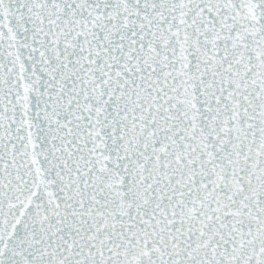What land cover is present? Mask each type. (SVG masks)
<instances>
[{"label":"snow or ice","instance_id":"1","mask_svg":"<svg viewBox=\"0 0 264 264\" xmlns=\"http://www.w3.org/2000/svg\"><path fill=\"white\" fill-rule=\"evenodd\" d=\"M0 264H264V0H0Z\"/></svg>","mask_w":264,"mask_h":264}]
</instances>
